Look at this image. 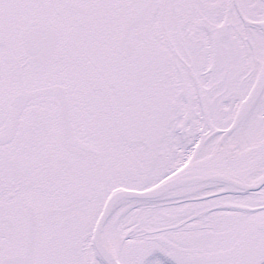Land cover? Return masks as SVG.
<instances>
[{"label": "snow or ice", "instance_id": "obj_1", "mask_svg": "<svg viewBox=\"0 0 264 264\" xmlns=\"http://www.w3.org/2000/svg\"><path fill=\"white\" fill-rule=\"evenodd\" d=\"M0 264H264V0H0Z\"/></svg>", "mask_w": 264, "mask_h": 264}]
</instances>
